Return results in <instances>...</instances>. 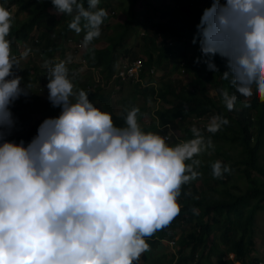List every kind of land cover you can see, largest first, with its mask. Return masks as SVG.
<instances>
[{
  "label": "clouds",
  "instance_id": "9594fccd",
  "mask_svg": "<svg viewBox=\"0 0 264 264\" xmlns=\"http://www.w3.org/2000/svg\"><path fill=\"white\" fill-rule=\"evenodd\" d=\"M177 1V7L191 4L201 9L194 10L200 23L192 34L197 38V27L202 53L197 62L218 72L212 58L220 55L227 65L222 79L248 100L255 90L264 102V0H213L207 9L194 5L199 0ZM51 3L58 13L73 16L70 30L85 32L81 43L86 53L101 35L108 16L105 9L98 8L100 0H87V8L83 0ZM11 26L12 13L0 5V264H138L141 255L150 250L146 238L180 214L182 186L201 175L195 170L200 165L196 157L214 149L211 138L194 124L192 139L170 145L169 134L161 130L175 125L156 116L153 129L145 132L138 123V107L126 108L125 126H117L112 115L96 107L85 90L74 93L66 66L72 59L69 56L42 65L48 69V99L61 109L59 115L45 118L26 146L23 141L5 139L15 126L9 106L30 91L28 85L21 88L22 78L13 72L14 67L19 68V59L8 38ZM190 40L168 37L173 48L170 54L180 57L185 51L182 44L192 47ZM136 60L143 61L138 79L115 78L124 64ZM87 61L85 54L84 63ZM144 61L128 59L118 67L115 62L111 75L98 74L94 88H88H102V80L111 84L141 81L146 87L149 83L141 77ZM88 71L97 72L89 65ZM154 72L152 66L148 75ZM190 74L192 78L183 86L193 81L194 73H186ZM220 95L225 107L233 110L237 96L226 88ZM249 106L246 99L244 107ZM205 118H198L197 124L213 134L229 123L220 115L211 117L209 124ZM201 120L206 125H199ZM180 121L178 117L175 122ZM211 168L217 179L231 171L220 160Z\"/></svg>",
  "mask_w": 264,
  "mask_h": 264
},
{
  "label": "trees",
  "instance_id": "16d2710c",
  "mask_svg": "<svg viewBox=\"0 0 264 264\" xmlns=\"http://www.w3.org/2000/svg\"><path fill=\"white\" fill-rule=\"evenodd\" d=\"M26 2L25 7L30 9V15L27 20L20 25L11 26L9 39L18 42L33 43L35 38H32L33 31L38 30L44 32L45 40L40 45V49L44 52L50 60L55 59L58 53L59 57L63 58L64 53L61 51V44L59 38L70 35L72 38H80V34H76L70 30L68 24L73 16L68 14H61L59 18L55 13L50 11L54 6L51 0H0V5L4 7L15 5L20 2ZM145 10L136 12L133 10L134 1L131 3V18L125 24L114 27L115 42L106 47L105 50H98L95 48V43L99 37L95 39L89 46L86 52V58L89 61L88 65L95 70H99L102 74L109 70V75L113 72L112 67L115 63L114 55L116 52V45L120 42V37L124 33L132 35L134 32L133 25L136 19L137 23L146 27L147 31L143 32V39L147 41V46L144 48V71L142 72V79L146 81V75L149 74L153 65H160L169 60L185 64V72L188 74L194 73V79L186 86H181L180 89L166 85L165 88L157 90L151 87V92L144 91L150 98L159 96L167 107L157 110L156 115L161 122H170L175 127L181 128L186 133L184 142L193 138L191 128L195 124L201 130L206 138H211L214 149H208L200 154V165L195 170L201 172L204 176V185L197 186L196 181L192 180L182 186L181 195L179 198L183 200H193V203L181 205L180 214L172 221V223L162 230L159 236L156 232L152 237L146 238V242L150 245V250L143 253L138 262L144 261L147 264H161V257H153L151 249L157 242L165 239L169 235V228H174L179 221L183 222L182 234L178 240L179 256L175 264H205L209 262L214 264L212 257L217 256L215 264H248L247 256L250 251V243H252L253 223L255 220L256 211L264 208V163L262 162L264 150V102H261L257 95L250 97L248 103L249 107H244L246 99L231 86L230 82L222 79V73L227 71L226 60L220 55L214 56L212 59L218 68V72L208 70L205 63L197 62L200 59L199 54L189 56L183 53L179 58L178 55H171L172 47L168 45V37H188L194 40L192 36L194 26H197L200 21L194 10H201L200 8L190 6L177 7L174 5L175 0H162L158 2L155 0H144ZM85 8L88 7L87 0H83ZM98 8H110V2H101ZM186 11V12H185ZM151 12V14H150ZM75 12L73 13V15ZM107 16L105 19H107ZM168 17V18H167ZM124 28L119 30V28ZM197 38L195 44L200 45V35L198 28ZM56 34L59 36L56 37ZM109 41L110 36H106ZM11 43V44H12ZM184 49L188 48L184 43ZM125 53V52H124ZM136 59V58H135ZM176 67V66H175ZM111 69V71H110ZM106 75V74H104ZM108 76V75H107ZM92 79L89 81V83ZM142 84L141 81L137 85ZM88 85V84H87ZM84 86L83 90L88 93L90 101L100 100L103 98L99 91H96ZM175 87V88H174ZM222 88L228 89L230 94H235L237 100L233 110L229 111L222 102L220 90ZM214 89L216 96L211 94ZM138 107V103L134 100L126 108ZM125 108V109H126ZM123 109L121 113L115 115L113 120L117 126L124 125V117L126 111ZM18 111L17 108L13 109ZM140 110V109H139ZM220 115L228 119L229 123L221 127L216 133L207 132L206 128L199 127L197 119L200 117H212ZM140 112L138 113V118ZM178 117H181L179 125L175 122ZM34 123L24 134L16 138V143L24 142L25 146L36 135L37 128L44 120ZM154 124L146 125L141 129L149 132L153 129ZM238 149L237 156L233 155L232 149ZM220 160L223 164L229 165L231 171L241 166L247 177V192L245 193H231L229 190L228 197L219 198L210 197L208 191L205 190L207 183L214 181L221 184H227L226 178L230 173H225L222 179L214 178L212 175L211 165L213 162ZM191 161H188L190 163ZM203 187V188H202ZM227 190V189H226ZM193 209L196 211L194 212ZM219 225L221 230L219 241L212 239L214 227ZM241 232L239 240H237L238 233ZM248 236V237H247ZM252 236V237H251ZM212 239V240H211ZM246 239L249 245H245ZM210 245V250L206 254V249ZM220 243H224L227 248L221 250ZM234 254V259H227L226 255ZM259 259L254 260V264H258ZM135 264V262H134ZM171 264V263H170Z\"/></svg>",
  "mask_w": 264,
  "mask_h": 264
},
{
  "label": "rangeland",
  "instance_id": "374dc122",
  "mask_svg": "<svg viewBox=\"0 0 264 264\" xmlns=\"http://www.w3.org/2000/svg\"><path fill=\"white\" fill-rule=\"evenodd\" d=\"M133 9L136 12H142L145 10L144 0H134ZM156 1V0H155ZM187 0H179L178 4L182 2H186ZM213 0H199V3H195V6H205L206 9L209 8L212 4ZM110 2V8H107L106 11L108 13V18L104 20L101 25V35L99 36L98 41L95 43V47H99L100 50H105L108 45L115 42L114 27L117 25L125 24L127 20H129L132 15L131 11V2L132 0H100V3ZM162 2V0H159ZM99 3V4H100ZM26 2H20L15 5L7 6L6 8L10 10L12 13V26L20 25L22 22L27 20L30 15V9L25 7ZM50 11L57 15V18L61 16L55 8L51 7ZM151 14V12H150ZM83 23V22H82ZM124 28H119L122 30ZM134 33L129 35L128 33H124L123 36L120 37V42L116 45L117 54L114 55L117 62V67L121 65L123 62L135 59V58H143L144 48L147 46V41L143 39V32L147 31L146 27L141 26L140 23H137L136 19L133 25ZM85 33L84 31H82ZM85 34H81L80 38L83 39ZM32 38H35L33 43H24L13 41L11 44L12 53L19 59V68L14 67L13 72L15 75L21 77V88H24L25 85L30 86V91L28 95H21L18 99H16L9 107L15 119V126L12 128L10 134L5 136V139L10 141H16V138L21 134L25 133L34 123L39 122L43 118L48 117H56L59 115L61 109L59 107H53L51 102L48 99V89H47V72L48 69L43 67L42 65L46 60H50L48 56L44 54V52L40 49V45L45 40L44 32H40L38 30L33 31L31 34ZM59 35L56 34V37ZM106 36H110L109 41L106 39ZM59 41L63 42L61 44V51L63 52V58L59 57L58 53L55 56V59L50 61L59 62L62 60H66L67 57L71 56V62L67 63V68L69 70V78L72 80L74 85V93H78L79 90L83 89V87L88 84L94 88L95 80L97 79L98 74H102L99 70L97 72L88 71V62L84 63L85 58V48L82 46L80 39L72 38L70 35L67 37L59 38ZM188 43L192 45V47H188L185 49L184 53H187L189 56H193L196 53H199L200 45H195L190 40ZM109 47V46H108ZM28 51V55L26 57L22 56V53ZM125 52V53H124ZM181 55V53H178ZM179 58V57H178ZM146 60V59H145ZM114 66V65H113ZM155 66V72L152 76L146 75L145 83H149L146 87L142 84L137 85V81L132 82H112L105 80L103 83L99 93L103 98L100 100H92L93 104L100 108L102 111H106L112 115L114 118L115 115H118L123 109H125L132 101H136L139 105L140 116L138 119V123L140 127L144 125L155 122L156 112L159 109L167 107L168 104L164 102L159 96H154V98H150L148 95L144 93V91L151 92V87H155L157 90L160 88H165V86L172 85L180 89L181 86L185 85L186 80L189 81L193 75H186L183 73L185 64H180L178 67H175V62H170L167 60L160 65ZM116 70V67H115ZM111 71V69H110ZM104 74L109 75V70L107 72L104 71ZM103 74V75H104ZM104 75L105 77H107ZM92 81L89 83V81ZM87 85V88H88ZM174 87V88H175ZM92 90V89H91ZM215 95V92L213 91ZM74 99V97L72 98ZM248 100V99H247ZM14 108H18L19 111H14ZM213 117V116H212ZM207 120V124L210 122V118H205ZM206 121L201 120L199 125H206ZM157 124V123H155ZM179 124V122H177ZM194 125V124H193ZM156 132L160 130L156 129ZM152 130V132H155ZM162 133H168L169 139L167 142L170 145H175L178 143H183L184 138H186V133L183 129L171 126V128H166L161 130ZM2 142V141H0ZM233 155L237 156L238 149H232L231 151ZM200 155L196 157L199 159ZM262 162L264 163V150L262 156ZM240 168H236L234 171L229 172L230 174L227 176V184H221L218 182L211 181L205 185V190L208 191L210 197L219 198V196L226 198L228 197V190L231 193H245L247 192V177L245 172L243 171L241 166ZM201 173V172H200ZM197 186L204 185V176L200 175L197 179H195ZM203 188V187H202ZM227 189V190H226ZM178 203L180 205L193 203V200H181L178 198ZM264 203V202H263ZM182 225L183 222L179 221L178 224L172 229L169 228V235L165 239L160 240L157 244L152 247L151 255L153 257H161V264H175L177 257L180 255L178 250V240L179 236L182 234ZM253 234H252V243H250V251L247 256L248 264H254L255 259H259L260 261L264 259V208L256 211L255 220L253 223ZM160 236L162 230L157 231ZM221 230L219 229V225L214 227V233L212 235V239L215 237V240L219 241ZM241 232L237 235V240H239V236ZM248 237V236H247ZM211 239V240H212ZM171 241H174V244H171ZM210 241L208 248L206 249V254L210 250ZM245 245H249L248 240L246 239ZM219 247L221 250L226 249L227 246L224 243H220ZM227 259H234V254L226 255ZM213 263H216L217 256L212 257ZM157 262H155L156 264ZM241 264L240 262H237ZM140 264H147L144 261H141ZM154 264V263H153ZM194 264V263H192ZM205 264H210L206 262Z\"/></svg>",
  "mask_w": 264,
  "mask_h": 264
},
{
  "label": "built area",
  "instance_id": "2783aa9c",
  "mask_svg": "<svg viewBox=\"0 0 264 264\" xmlns=\"http://www.w3.org/2000/svg\"><path fill=\"white\" fill-rule=\"evenodd\" d=\"M142 68V60H136L130 63H126L117 71V73L115 74V78H119L122 80L138 79ZM171 244H174V241H171ZM258 264H264V259L261 260Z\"/></svg>",
  "mask_w": 264,
  "mask_h": 264
}]
</instances>
